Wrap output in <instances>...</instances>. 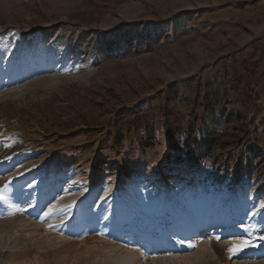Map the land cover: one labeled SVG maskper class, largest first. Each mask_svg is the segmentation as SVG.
Listing matches in <instances>:
<instances>
[{
    "label": "rangeland",
    "instance_id": "374dc122",
    "mask_svg": "<svg viewBox=\"0 0 264 264\" xmlns=\"http://www.w3.org/2000/svg\"><path fill=\"white\" fill-rule=\"evenodd\" d=\"M262 204L264 0H0V264H264Z\"/></svg>",
    "mask_w": 264,
    "mask_h": 264
},
{
    "label": "snow or ice",
    "instance_id": "6c2138e0",
    "mask_svg": "<svg viewBox=\"0 0 264 264\" xmlns=\"http://www.w3.org/2000/svg\"><path fill=\"white\" fill-rule=\"evenodd\" d=\"M6 159H11V158L7 157ZM21 175H22V173H21ZM11 183H12L11 180H9L7 183H5L4 186H3L2 191H7L10 188ZM74 203L75 202H73V204ZM72 206H73L72 204L64 205V206H59L58 204H51L48 207L47 211H44L43 215L40 216V220H41V222H43L45 219H47V218H49V217H51L53 215H56V214H58L60 212H66L67 210H70ZM261 208L264 209V204L261 205ZM254 215H255V213H254ZM105 219H107V217H105ZM63 223H64V221H63V219H61V224L60 225L48 224V228L50 230L59 229L63 225ZM99 234L103 235L104 233L101 232ZM216 239L218 240L219 237H217ZM259 239L260 240H264V236H260ZM179 243L183 244L184 241L180 240ZM188 246L189 247H193V248L196 247V245L191 244V243ZM249 246H254V245L250 241H242L239 244H233L232 246H230L228 248V252H229L230 256L236 255L239 251H241L244 248L249 247Z\"/></svg>",
    "mask_w": 264,
    "mask_h": 264
},
{
    "label": "trees",
    "instance_id": "16d2710c",
    "mask_svg": "<svg viewBox=\"0 0 264 264\" xmlns=\"http://www.w3.org/2000/svg\"><path fill=\"white\" fill-rule=\"evenodd\" d=\"M251 96L252 95H249L248 98H247V100H250L251 99ZM133 125H134L135 128H140L141 127V124H140V122L138 120L137 121L135 120L133 122Z\"/></svg>",
    "mask_w": 264,
    "mask_h": 264
},
{
    "label": "bare ground",
    "instance_id": "6f19581e",
    "mask_svg": "<svg viewBox=\"0 0 264 264\" xmlns=\"http://www.w3.org/2000/svg\"><path fill=\"white\" fill-rule=\"evenodd\" d=\"M212 223H215V222H212ZM161 245H163V246L166 247L167 246V243L166 242H162Z\"/></svg>",
    "mask_w": 264,
    "mask_h": 264
}]
</instances>
